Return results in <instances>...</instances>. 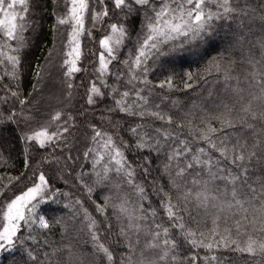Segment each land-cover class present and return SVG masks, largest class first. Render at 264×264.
Listing matches in <instances>:
<instances>
[{"label": "trees", "instance_id": "obj_1", "mask_svg": "<svg viewBox=\"0 0 264 264\" xmlns=\"http://www.w3.org/2000/svg\"><path fill=\"white\" fill-rule=\"evenodd\" d=\"M247 15L237 16L235 19L228 17L224 20H215L212 31L201 38L185 40L180 37L176 41L162 46V55L150 57L147 65L146 74L136 70L135 74L148 81V84L138 85L144 89V95L149 100V111H159L174 119L172 125H167L153 117L131 116L109 111L114 107V97L112 86L120 89L130 88L126 81L130 78L129 67L122 63L123 59L129 58L136 47L137 37L142 27L143 16L129 17L127 19L128 38L125 41L120 53V59L110 65L112 75H106L103 79L108 87L97 80L98 86L106 93L100 98L96 105L91 106L86 103L87 86L91 80L96 79L98 73V53L99 39L108 33V18H105L99 29H94L91 33L81 40L82 56L80 60L81 71L75 73L73 77L76 114L75 122L71 131L45 148H39L32 143L25 142L26 135H32L34 131L40 130L47 123L46 118L49 103L44 99L49 91L56 89L52 82L43 81L46 78L45 69L54 60L60 50L61 38L65 36L63 26L57 24L55 15L59 3L53 0H29V18L32 21L35 31L24 33L26 44L21 48L19 65V92L21 98H26L27 103L20 105L14 98L7 99L5 102L0 99V111L7 115L15 107L21 115L30 114L31 119L27 122H11L0 124V153L3 159L0 160V177L21 176L24 174L29 177L23 183L11 185V190L5 191L0 196V229L2 224L3 211L7 203L15 195L26 191L34 183H39L35 179V174L43 173L48 180V192L54 194V199L49 198L42 203H34L35 218L37 223L31 227L21 223L19 242L10 252H0V264H34L27 256L26 252L34 251L38 254L36 264H101V254L94 252V245L90 240L88 225L91 220H95L96 225L93 229L101 237L102 242L115 248L118 258L127 255V241L117 236L120 227L127 224V218L122 216L119 209L113 205H119L127 199L126 207L134 215H142L139 207L145 209H155L156 220L167 223L164 214L161 198L163 193L160 188H165L176 200L178 192L183 188L172 187L171 181L175 178V171L179 161L171 162L170 168H165L169 163L166 159L167 153L162 150L159 153L149 154L146 151L123 148L122 142L129 144L134 139L130 133V128L141 125V135L143 130L152 131L154 127H162L167 132L174 134L179 139L185 140L190 148L198 150L204 147L210 156L215 159L218 153H214L209 148L206 141L197 139L199 133L196 129L205 128L206 124L220 128L221 119L214 117H224L227 115L225 105L231 109L229 119H239L244 117L246 121L253 124V129L244 127L243 132L237 134V129H228L231 133L232 142L243 136L249 145L259 144L254 150L259 157H264V117H259L264 113V89L257 84L256 80L264 77V47H261V40H264V0H236V5ZM209 8L214 9L210 4ZM111 15V5H109ZM238 32H243L240 37V45L236 43L235 37ZM185 42L182 44L181 41ZM0 38V44H3ZM15 46V42H9ZM60 48H59V47ZM224 47H230L228 50ZM49 53L51 58L49 59ZM13 54V53H9ZM219 60L223 71L209 74L207 69L213 61ZM33 64H39L42 69L43 79H37L36 70ZM11 65L0 67V76H4L5 71H10ZM225 72L229 79L225 81ZM119 73L121 78L117 79ZM193 75V87L185 89L188 74ZM255 74V75H254ZM168 78L173 81V89H161L158 85ZM47 88L46 89V86ZM16 81L4 78L0 81V97L9 95V89H15ZM50 93V92H49ZM257 97L258 99H254ZM251 101L252 109L258 114V119L251 121L248 114L241 111L243 105ZM159 105V108L155 106ZM139 111L140 109H134ZM183 119L184 127L177 128L176 123ZM111 134L116 144L125 152L128 162L135 170L134 183L144 188L143 198L141 194L114 171L108 173L107 180H101L103 169L107 165L114 168V162L109 163L105 150L100 146L103 143L101 138L99 143L92 140L94 135L93 128ZM240 125L238 124V128ZM218 142V141H217ZM170 143H175L172 141ZM164 147V141L161 140ZM94 148L96 152L104 155V159L93 167V163L99 156L90 153L85 158L84 153ZM252 150V149H249ZM142 157H149L154 160L153 164L148 165L150 171L145 175L142 165L145 161ZM221 166L227 167L232 171L233 166L221 160ZM249 168V181L257 187L264 182V159L253 158L247 162ZM100 173V175H97ZM239 173L236 167L233 175ZM205 180L208 179L204 174ZM186 181L190 182L192 177L186 176ZM178 182L179 179L177 178ZM7 181H3L6 183ZM241 181H237L239 186ZM188 187L191 184L188 183ZM217 187L219 190H217ZM233 185L225 184L221 181H211L209 195L217 197L220 206L226 205L227 201L232 200L231 190ZM91 189V191H89ZM244 191V188L240 189ZM249 198L243 196L241 202ZM213 202H209L207 209L197 207L193 200L188 205V210L192 212L196 220L185 215L191 221V226L198 228L206 235L213 227L212 221L217 216L220 219V231L225 227L234 228L236 220H249L255 216L254 226H249L248 234L256 238H264V232L260 231L264 227V211H258L259 205L252 201L244 203V208L233 206L212 207ZM107 204L104 212L98 211L97 206ZM28 215V213H27ZM40 216L45 217L49 223V229H42L38 226ZM141 225L142 231L135 233L129 231L128 235L132 241L139 239L141 245L147 238L145 232L149 230L151 220L137 221ZM246 223V222H245ZM244 229L241 235L236 237L238 240L245 239ZM175 236L177 247L175 249V261H168L167 264H189V258L193 254H199L197 264H264V255L255 257L246 253L242 254L233 251L212 239L205 240V243H212L211 250L199 246L193 248L176 230H172ZM198 239H204L198 237ZM117 241H120L117 243ZM62 257V260L61 258ZM216 257V259H212ZM106 264V262H105ZM165 264V262H160Z\"/></svg>", "mask_w": 264, "mask_h": 264}, {"label": "snow or ice", "instance_id": "obj_2", "mask_svg": "<svg viewBox=\"0 0 264 264\" xmlns=\"http://www.w3.org/2000/svg\"><path fill=\"white\" fill-rule=\"evenodd\" d=\"M54 3H65L66 11L63 17L57 19L59 26L68 25L71 28L67 37V45L70 50L66 53L68 59L62 61L65 69V75L68 77L67 87L71 89L73 84L70 82L73 74L79 73L81 67L78 66L81 59V42L79 37L85 31V18L89 16L90 19L95 21L104 22L105 18L109 19L107 23L108 33L99 39V47L101 51L98 53V68L95 69L98 73L96 79L91 80L87 86L86 103L93 105L97 99L103 98L106 93L98 86L97 80L108 87L104 81L106 75H112L110 72V65L120 59L119 53L128 38L127 19L129 17L143 16L141 20L140 34L137 37L136 47L129 58L123 59L122 63L129 67L131 73L130 78L126 81L130 86L128 89H120L112 86V93L114 97V107L109 111H118L119 113L131 116H139L144 119L145 116H150L164 124L172 125L174 119L171 115H164L159 111H149V100L144 95V89L138 85H147L148 81L142 79L135 74L136 70H140L146 74L148 71L147 65L150 57L162 55V46L176 41L180 37L185 40L197 39L206 35L213 29V22L215 20H224L228 17L235 19L237 16H245L247 13L241 10L236 5V0H53ZM212 4L213 8L208 6ZM109 5H111V15ZM29 0H0V38H3L4 43L0 44V67L11 65L10 71H5L4 76H0V81H4L5 76L13 81H16L17 86L15 89H9V95L0 97L5 102L7 99L14 98L18 100L20 105L23 106L27 103L26 98H21L19 92V65L20 56L18 53L21 48L26 44L24 33L27 31H35L32 21L29 18ZM243 32L236 34L235 40L238 45L242 42L240 37ZM15 42V46L12 43ZM185 41L182 40L183 44ZM261 47H264V40H261ZM13 53V54H9ZM49 53V59L51 58ZM33 69L36 70L37 79H43L42 69L39 64H33ZM223 71L222 64L219 60L213 63L207 69L209 74L213 72L220 73ZM117 79L121 76L119 73L115 74ZM255 75V74H254ZM229 75L225 72L224 79L227 81ZM193 75L188 74L187 81L184 84L185 89L193 87ZM257 84L264 89V77L256 80ZM159 88L173 89V81L168 78L166 81L158 85ZM254 99H258L254 97ZM159 108V105L155 106ZM227 115L224 117H214V119H221V127L215 128L212 125L206 124L205 128L196 129L199 133L197 139L206 141L209 148L214 153H218V157L213 159L212 156L200 147L194 150L189 147L185 140L179 139L174 134L167 132L162 127H154L152 131L143 130L141 135L142 126L137 125L130 128V133L134 138L131 143L122 142L123 148L129 150L136 149L139 151H146L149 154L159 153L164 150L167 155L166 159L169 163L165 164V168H170L171 162L179 161L175 171V178L171 181L172 187L183 188L178 192L177 198L173 201L172 196L165 188H160L159 192L163 193L161 198L164 214L167 218V223L162 220L154 219L157 216L155 209L150 207L145 209L142 205L139 207L142 215H134L129 208L126 207L127 199L123 200L119 205H113L119 209L122 216L127 218V224L119 228L117 232L118 237H122L127 241L126 252L122 259L118 258L115 254V248L106 245L102 242L101 237L93 229L95 228V220H91L88 229L90 232V240L94 245V252L101 254V264H160V262L175 261V249L177 242L175 236L172 235V230H176L193 248L199 246L211 250L212 243H205V240L212 239L217 242H223L225 246L230 247L233 251H238L242 254L246 253L255 257L256 255H264V238H256L254 235L248 234L249 226H254L255 216L252 220L244 217L243 220L237 219L233 236V228L225 227L220 231V217L217 216L212 221L213 227L209 229V234H205L198 228L191 226V221L196 220L192 212L188 210V205L195 200L197 207H204L207 209L209 202L212 207L227 206L229 208L238 206L244 208V203H251L255 201L259 208L258 211H264V182L257 187L254 183L249 181V168L247 162L253 158L264 159L259 157L258 153L254 150L259 147V144L249 145L245 138L241 135L238 139L232 142L231 133L228 129H237V134L243 132L244 127L253 129V124L246 121L244 117L238 120L235 118L229 119L231 109L226 105ZM134 109H140L135 111ZM241 111L248 114L251 121L258 119V114L252 109L251 101L247 105L241 107ZM259 117H264V113H260ZM31 119L30 114L21 115L19 111L13 107L11 111L4 115L0 111V124L11 122H27ZM54 120L60 119V113L57 112L53 116ZM238 124L240 127L238 128ZM177 128L184 127L183 119L176 123ZM67 131V129H63ZM92 140L99 143L103 138V143L100 145L106 152L109 163L114 162L115 167L109 168L107 165L103 169L101 180L108 179V173L114 171L117 175L121 176L125 182L132 185L143 198L144 188L139 184L134 183L135 170L128 162L125 152L120 146L116 144L113 136L101 130L93 128ZM61 136V133H49L47 130L34 131L32 135L24 137L26 144L32 143L39 148H45L54 143ZM164 141V145L161 144ZM175 141V143H170ZM218 141V142H217ZM252 149V150H249ZM90 153H95L99 156L93 163V167L104 159V155L96 152V149L89 148L84 156L87 158ZM2 153H0V160H2ZM145 163L141 166L145 175H148L150 169L148 165L153 164L154 160L149 157H142ZM221 160L233 166L232 171L227 167L221 166ZM236 167H239V173L233 175ZM204 174L208 179L205 180ZM39 183H34L26 191L15 195L6 205V211H3V217L6 223L0 229V252L12 251L19 242L21 223L25 226L31 227L37 223L33 218L35 216L34 209L36 203H42L49 198L54 199V194L48 192V180L43 173L33 174ZM100 175V173H97ZM186 176H191L190 182L186 181ZM29 177L21 174V176H8L0 177V196L4 195L5 191L11 190V185L23 183ZM179 179V182L177 180ZM7 181L3 183V181ZM221 181L225 184L233 185L231 190L232 200L227 201L226 205L220 206L217 203L215 195H209L211 189L209 184L211 181ZM237 181H241L237 186ZM188 183L191 187H188ZM244 188V191L240 189ZM217 190L219 188L217 187ZM91 191V189H89ZM247 196L249 199L241 202V198ZM107 204L97 206L98 211L104 212ZM25 210L28 215H26ZM185 215L191 218L187 220ZM38 226L42 229H49V223L45 217L38 218ZM151 220L149 230L145 232L146 239L141 245L139 236L135 241H132L128 235L129 231L139 233L142 231L141 225L137 221ZM246 222V223H245ZM241 229H244L245 239L238 240L236 237L241 235ZM260 231L264 232V227ZM203 237L204 239H198ZM120 241H117L119 243ZM35 250L26 252V256L36 264L38 261V254H34ZM62 260V257H60ZM216 259V257H212ZM199 261V254H193L189 258V264H197Z\"/></svg>", "mask_w": 264, "mask_h": 264}, {"label": "rangeland", "instance_id": "obj_3", "mask_svg": "<svg viewBox=\"0 0 264 264\" xmlns=\"http://www.w3.org/2000/svg\"><path fill=\"white\" fill-rule=\"evenodd\" d=\"M66 11L65 3H59V7L57 8V13L55 15V19L57 20L60 17H63ZM102 22L101 21H95L93 22L89 16H86L85 18V31L84 33L79 37L80 42L81 40L86 36V34H90L92 30L99 29L101 27ZM63 30L65 29L63 34V39L61 38L60 43V50L56 54V57L54 60L49 64V66L45 69L44 74L46 75V78L43 79V81H46V83L52 82V84L56 87V89L52 90L53 92L49 91L47 95L44 96V99L47 100V103H49L48 110H50L46 118H48L47 123L38 131L47 130L49 133H55L59 132L61 133V136L58 140L59 141L63 136H66L69 131L73 128V126L76 124L75 118L76 114L74 112V104H75V92H74V84H73V77L71 78V83L73 84V87L69 89L67 87L68 77L64 74L65 69L62 65V61L65 59H68L66 56V53L70 50V46L67 45V37L68 34L71 31V28L68 25L63 26ZM225 49H229L230 47H224ZM82 56V51H81ZM81 60V59H80ZM80 65V61L78 66ZM42 80V79H41ZM46 89L49 90V88ZM100 99V98H99ZM97 99V102L98 100ZM97 102L91 106H94L97 104ZM59 112L60 113V119L54 120L53 116ZM67 129V131H63V129ZM55 141V142H56ZM35 203V201L33 202ZM6 211V209H5ZM25 213L27 215V211L25 210ZM6 221L4 220V217L2 215V224L1 229L3 228ZM22 223V222H20Z\"/></svg>", "mask_w": 264, "mask_h": 264}]
</instances>
